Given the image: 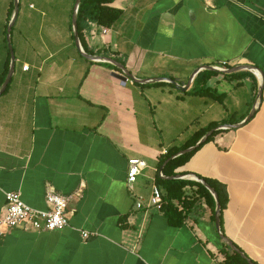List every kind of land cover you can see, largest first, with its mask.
<instances>
[{
	"label": "crops",
	"instance_id": "1",
	"mask_svg": "<svg viewBox=\"0 0 264 264\" xmlns=\"http://www.w3.org/2000/svg\"><path fill=\"white\" fill-rule=\"evenodd\" d=\"M19 2L15 72L0 96V216L6 192L46 210L48 184L66 196L84 187L69 204L68 228L0 235V264H221L223 242L205 202L172 227L149 205L152 186L165 151L211 123L246 118L257 103L245 126L224 130L177 172L226 185L225 236L264 264V0H114L120 18L104 36L85 30L86 45L94 56L125 59L143 83H123L113 76L121 70L80 54L76 0ZM12 4L0 0V76L11 63ZM240 66L262 73L214 72V95L190 92L209 68ZM131 159L147 168L129 185Z\"/></svg>",
	"mask_w": 264,
	"mask_h": 264
},
{
	"label": "trees",
	"instance_id": "2",
	"mask_svg": "<svg viewBox=\"0 0 264 264\" xmlns=\"http://www.w3.org/2000/svg\"><path fill=\"white\" fill-rule=\"evenodd\" d=\"M114 0H81L78 16H77V27L81 44L86 53L95 55L94 52L90 51L86 45L84 31L89 29V22L97 23L100 26L111 28L120 18L121 12L110 5ZM14 11V4H12L9 18L12 17ZM98 53V52H97ZM118 63L126 67V60L117 56L112 57ZM104 66L110 69H116L109 63H102ZM10 68V57L6 63L4 73L0 76V88L6 80L7 74ZM214 72L204 71L200 73L194 81V85L190 92L194 95H214L212 91L207 88V82L209 78L214 75ZM87 76V74H86ZM85 76V77H86ZM245 117L236 119L234 117L223 120L221 123H211L205 128L195 132L193 136L187 140L181 146H175L167 151V154L160 157L157 167L158 171H162L163 175L168 178H174L177 176L188 175L187 172H177L178 169L183 167L189 160L199 151L204 145L215 140L216 136L223 133L224 130L215 131L205 143L200 144L193 151L188 154L182 155L176 159L168 161L170 158L178 154L183 150H187L196 144L210 131L218 128L219 126L237 124L243 121ZM168 161V162H167ZM167 162V163H166ZM166 165L164 166V164ZM164 166V167H163ZM163 167V169H162ZM205 182L215 191L218 197V202L221 206L220 213V228L222 233L224 232V211L229 203V194L226 185L218 182L217 180L204 178ZM156 184L162 193V205L160 211L164 213L168 220V224L172 227H182L189 218L190 214L201 208V204L205 202L207 207L211 210V219L215 222L216 212V201L210 191L203 185L194 181L186 179H163L159 174L156 178ZM237 248H239L236 245ZM246 256L247 254L239 248ZM221 252L224 255V260L221 264H249L243 259L240 254L233 252L229 247L223 243V249ZM248 257V256H247ZM249 258V257H248ZM254 264H258L253 261Z\"/></svg>",
	"mask_w": 264,
	"mask_h": 264
},
{
	"label": "built area",
	"instance_id": "3",
	"mask_svg": "<svg viewBox=\"0 0 264 264\" xmlns=\"http://www.w3.org/2000/svg\"><path fill=\"white\" fill-rule=\"evenodd\" d=\"M91 35L96 36L99 32L102 36L108 33L107 27L98 25L97 23L89 22ZM218 69H222L217 67ZM24 70H28L29 66H23ZM258 106V103L256 104ZM167 154V151L164 152ZM147 168V163L140 159H131L128 162L127 181L129 185L136 182L138 176ZM160 176L162 171H158ZM80 188L72 196H66L59 193L51 184L47 185L46 189V210H37L27 205L20 192H6L5 210L0 216V235H4L13 229H22L24 231H33L36 233L62 231L70 226L69 204L74 196H80L82 189ZM150 206L161 208L162 193L156 183L152 186V196ZM137 209H142L144 204L142 200H138ZM82 237L88 239L91 234L83 231ZM224 260V258H223Z\"/></svg>",
	"mask_w": 264,
	"mask_h": 264
},
{
	"label": "water",
	"instance_id": "4",
	"mask_svg": "<svg viewBox=\"0 0 264 264\" xmlns=\"http://www.w3.org/2000/svg\"><path fill=\"white\" fill-rule=\"evenodd\" d=\"M80 2L81 0H76L75 5H74V12H73V18H72V29H73V34H74V39H75V45L76 48L79 50L80 54L91 61H98V62H104V63H109L113 66H115L117 69L122 71V74H118V73H114L113 76L117 79H119L121 82L126 83L128 80H135L138 83H143L144 81H140V80H136L133 75L130 74V72L120 63H118L116 60L112 59V58H108V57H101V56H94V55H90L88 53H86L82 46H81V41L79 38V33H78V27H77V16H78V11H79V6H80ZM19 0H14V11L8 26V30H7V41H8V47L10 50V55H11V63H10V69L7 75V78L5 80V82L3 83V85L0 88V96L6 91L9 83L11 82L12 76L15 72V55H14V51H13V47L11 44V31L13 26L15 25V22L18 19V15H19ZM212 72H222V73H233L242 69H254V70H258L262 73L261 70L252 67V66H240L238 68H234L231 70H226V69H218V68H209ZM163 79H157L156 81H160ZM170 83H172L173 85L176 86V88L178 90L184 91L185 89L181 86H179L176 82L169 80ZM263 86H264V77L262 79V86L259 89V93H258V98L260 97L262 91H263ZM257 110V106H254L252 108V111L250 112V114L239 124H231V125H224V126H219L216 129H213L212 131L208 132L194 147H191L187 150H183L181 152H179L178 154H176L175 156H173L172 158H170L168 161L176 159L182 155L188 154L191 151H193L196 147H198L200 144L205 143L207 141V139L215 132V131H219V130H228V129H239L243 126H245L255 115ZM167 161V162H168ZM166 162V163H167ZM166 163L164 164V166L166 165ZM163 166V167H164ZM162 167V169H163ZM163 179H186V180H190V181H194L196 183H199L201 185H203L204 187H206L210 193L213 195L215 201H216V212H215V226L218 232V236L219 238L222 240V242L224 244H226L227 247H229L233 252H236L238 254H240V256L245 259L249 264H254L252 262L251 259H249L243 252L240 251L239 248L236 247V245L229 240L221 231L220 228V213H221V206L218 202V197L217 194L215 193V191L205 182V180L199 178L196 175H185V176H177L174 178H168L165 177L164 175L161 176Z\"/></svg>",
	"mask_w": 264,
	"mask_h": 264
},
{
	"label": "rangeland",
	"instance_id": "5",
	"mask_svg": "<svg viewBox=\"0 0 264 264\" xmlns=\"http://www.w3.org/2000/svg\"><path fill=\"white\" fill-rule=\"evenodd\" d=\"M252 111V110H251ZM250 114V113H249Z\"/></svg>",
	"mask_w": 264,
	"mask_h": 264
}]
</instances>
